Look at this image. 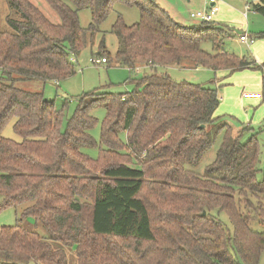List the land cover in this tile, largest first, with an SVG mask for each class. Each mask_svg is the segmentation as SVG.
Returning <instances> with one entry per match:
<instances>
[{"label":"trees","instance_id":"obj_1","mask_svg":"<svg viewBox=\"0 0 264 264\" xmlns=\"http://www.w3.org/2000/svg\"><path fill=\"white\" fill-rule=\"evenodd\" d=\"M5 1L15 16L0 32V211L22 207L17 221L31 219L46 238L18 222L2 227L0 264H68L55 243L74 248L76 264H259L264 232L254 225L264 227V166L256 135L244 143L248 127L215 115L216 88L156 74L183 61L213 73L257 68L223 51L224 28L183 26L155 0ZM115 4L136 8L139 20L127 26L117 16L113 59L154 74L129 77V93L80 99L64 122L63 108L18 84L73 76L71 59ZM82 10L91 13L86 28ZM251 12L264 18V0ZM99 55L108 65L103 44ZM97 109L104 110L98 142ZM8 124L16 139L3 137Z\"/></svg>","mask_w":264,"mask_h":264},{"label":"rangeland","instance_id":"obj_2","mask_svg":"<svg viewBox=\"0 0 264 264\" xmlns=\"http://www.w3.org/2000/svg\"><path fill=\"white\" fill-rule=\"evenodd\" d=\"M255 2L256 0H250ZM171 4L170 14L183 26H198L200 23L190 18L191 13L203 11L209 8V0H166ZM244 0H218V11L212 20V25L223 28L226 32L222 38L221 47L223 51L238 58H245L254 62L257 68L243 70L229 74L227 71L213 73L204 67H196L190 61H183L180 65L157 68V75H167L177 83H190L216 88L220 98L216 109V116L225 117L227 123L235 127H248L249 133L244 136L246 143L251 135H256L260 145V169L264 166V18L253 12H248L244 18ZM120 15L124 24L131 26L139 20V12L136 8H128L124 5L115 4L113 11L104 23L99 27V32L87 43L84 50L73 57L74 75L59 82L41 84L37 81L19 83L21 89L30 92H42L43 98L53 102L58 109H64V122L72 118L79 100L90 94H125L133 90V84L127 82L129 77L142 79L153 73L149 68H140L138 71H129L121 67L113 59L117 49V38L111 33V27ZM14 17L15 13L10 11L5 0H0V32H9L6 17ZM79 23L86 28L91 22L89 10L78 12ZM246 32L249 37V46L239 43L238 38ZM103 44L105 50L111 57L108 65H94L91 60L100 58L98 52ZM201 49L212 53L210 42H203ZM258 93L262 98L245 100L244 94ZM92 115L98 119L99 124L92 130L91 135L98 142L100 135V122L104 110L97 109ZM12 125L8 124L2 133L3 137L16 139L12 132ZM217 145L213 146L204 156L201 165L196 172L201 175L205 165L210 163L215 154ZM90 157L97 156V150L92 149L87 153ZM0 201L2 197L0 196ZM22 207L17 210L6 209L0 211V229L2 227H14L18 222V216ZM20 225L35 231L46 238L45 233L35 228L31 219L18 222ZM258 231L264 232V227L254 225ZM54 247L64 251L68 264H76L74 248H65L58 244ZM259 264H264V253L261 254Z\"/></svg>","mask_w":264,"mask_h":264},{"label":"built area","instance_id":"obj_3","mask_svg":"<svg viewBox=\"0 0 264 264\" xmlns=\"http://www.w3.org/2000/svg\"><path fill=\"white\" fill-rule=\"evenodd\" d=\"M245 1V8L243 16L244 18L247 17L248 12L251 11V5L254 2H251L250 0H244ZM256 0L255 2H257ZM218 11V0H209V8L203 11H198L196 13H191L190 18L197 20L200 24H211L214 16L216 15ZM240 43L245 44L247 47L249 46V37L246 33L242 34L238 38ZM91 62L94 65H100V64H107L104 58H99L96 60H91ZM243 98L245 99H261V96L259 94H244Z\"/></svg>","mask_w":264,"mask_h":264},{"label":"crops","instance_id":"obj_4","mask_svg":"<svg viewBox=\"0 0 264 264\" xmlns=\"http://www.w3.org/2000/svg\"><path fill=\"white\" fill-rule=\"evenodd\" d=\"M155 2L158 4L159 7H161L162 9H164L174 21H176V20H175L176 18H174V16L170 14V9H169V7H171V4H170V3H167L166 0H155ZM196 21H197V20H196ZM176 22H177V21H176ZM177 23H178V22H177ZM179 24H180V23H179ZM216 27H218V26H216ZM223 28H224V27H223ZM245 33H246V32H245ZM224 36H225V34H224ZM238 41H239V40H238ZM239 43H240V42H239ZM240 44L245 45V44H243V43H240ZM245 46H246V45H245ZM247 94H258V93H247ZM261 98H262V97H261ZM244 99H245V98H244ZM219 100H220V98H219ZM245 100H249V101L254 100V101H257L258 99H245Z\"/></svg>","mask_w":264,"mask_h":264},{"label":"water","instance_id":"obj_5","mask_svg":"<svg viewBox=\"0 0 264 264\" xmlns=\"http://www.w3.org/2000/svg\"><path fill=\"white\" fill-rule=\"evenodd\" d=\"M205 213H203V215H204Z\"/></svg>","mask_w":264,"mask_h":264}]
</instances>
